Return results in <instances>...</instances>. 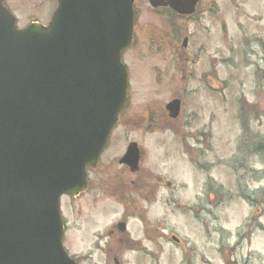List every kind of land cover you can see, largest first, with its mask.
<instances>
[{"label": "rangeland", "instance_id": "1", "mask_svg": "<svg viewBox=\"0 0 264 264\" xmlns=\"http://www.w3.org/2000/svg\"><path fill=\"white\" fill-rule=\"evenodd\" d=\"M6 4L20 28L47 25L57 8V0ZM135 11L134 42L122 55L127 103L89 173L92 191L62 201L66 250L85 255L82 264H114L103 248L120 212L105 209L111 198L104 190L122 181L133 191L156 190L151 212L164 224L153 222L155 241L143 246L159 264H225L222 248L239 243L236 263L264 264V0H215L177 33L172 27L180 24L157 16L147 0ZM174 99L182 110L169 121L165 107ZM132 142L142 153L136 174L119 163ZM158 228L182 243L165 240L159 250ZM125 258L158 264L136 252Z\"/></svg>", "mask_w": 264, "mask_h": 264}, {"label": "water", "instance_id": "2", "mask_svg": "<svg viewBox=\"0 0 264 264\" xmlns=\"http://www.w3.org/2000/svg\"><path fill=\"white\" fill-rule=\"evenodd\" d=\"M133 36L134 0H58L48 26L26 29L0 0V264H77L61 201L87 190L118 123ZM121 164L139 171L136 143Z\"/></svg>", "mask_w": 264, "mask_h": 264}, {"label": "flooded vegetation", "instance_id": "3", "mask_svg": "<svg viewBox=\"0 0 264 264\" xmlns=\"http://www.w3.org/2000/svg\"><path fill=\"white\" fill-rule=\"evenodd\" d=\"M137 1L138 0H135V4ZM147 1L150 5V0ZM213 1L215 2V0H158L157 4H159V6L151 8H153L157 16L162 17L167 15L169 17H165L168 20H176L180 24V27H178L176 24V27H172V30L177 33L176 30L179 31L180 29L187 27L188 23L191 22V20H195L198 18V15H200L201 13L200 9H202V6L206 4L209 5ZM193 4L195 6L194 11L192 12L191 10L193 8ZM186 34L187 31L183 35L184 38L181 49L182 58H186L188 53L189 36H186ZM185 40H187V45H184ZM169 121H171V119ZM91 183L93 182L90 181V175H88V189L85 194L92 191L90 189L92 186ZM155 191L146 188L137 189V191H133L129 189L126 185H124L122 181L116 186V188L104 190L106 195L111 198L109 204L105 207V209L110 208V206H114L116 209L115 213L120 212V221L117 223V229L109 231V234L107 236L108 238L105 241L103 248L104 253L107 254L108 258H111V256H113L114 264H123V261L121 259L125 258L129 253L135 252L141 253L142 255L147 257V262L153 263V261L157 259L156 261L159 264L160 257L156 256L154 252L148 254L146 248L143 246L144 242L153 243L155 241L152 232H156V229L153 226V222H155L158 218L164 224V218L159 216L160 214L158 216H155V214L153 213L152 215L151 212V207L154 204L159 203V200L155 199ZM134 197H138V199H135ZM77 198H73L72 200ZM132 205L134 206L133 210L131 208ZM167 206H169V204H167ZM184 216L185 215H183V217ZM134 231L139 235L138 239L134 238L132 234V232ZM170 235L171 234H167L165 228H158L157 247L159 248V250H163L162 245L164 244L165 240H171L177 246L178 244L182 243V240L177 235ZM113 238L115 239V243L112 241ZM239 245L240 243L233 246H224L222 248L221 252L225 259V264H239L236 263L235 260ZM148 251L151 250L148 249ZM227 251H229L230 253L226 254ZM100 252L103 253L102 251ZM126 253L127 255H125ZM85 258V255H75V259L78 260V262H80L81 264Z\"/></svg>", "mask_w": 264, "mask_h": 264}]
</instances>
